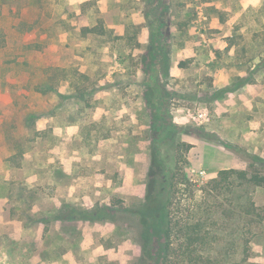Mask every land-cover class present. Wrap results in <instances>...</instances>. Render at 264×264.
Instances as JSON below:
<instances>
[{"label": "rangeland", "instance_id": "obj_1", "mask_svg": "<svg viewBox=\"0 0 264 264\" xmlns=\"http://www.w3.org/2000/svg\"><path fill=\"white\" fill-rule=\"evenodd\" d=\"M168 126L178 226L203 221L218 264H264V185L215 182L264 174V0H0V264H157L129 210Z\"/></svg>", "mask_w": 264, "mask_h": 264}, {"label": "trees", "instance_id": "obj_2", "mask_svg": "<svg viewBox=\"0 0 264 264\" xmlns=\"http://www.w3.org/2000/svg\"><path fill=\"white\" fill-rule=\"evenodd\" d=\"M163 68L166 75L169 74L170 68V58L169 54H165V60L163 61ZM239 87V86H238ZM152 90L149 89V92ZM229 92V89L226 88L224 92ZM150 94V93H149ZM154 109H157L155 102H152ZM177 131L174 127L168 126L162 130L160 138L155 141L152 148V157H151V167H150V181H149V193L147 201L140 207L138 210H129L132 215L131 219L134 222L138 223V226L144 227L145 231L141 234L143 238V250L147 254V249L153 238L160 239V248L158 250V258L155 259L157 264H218L216 259L212 256H205L201 253L202 247L205 245L206 239L208 236L212 237L209 230L206 229V225L200 219H197L194 222H185L183 225L178 226L179 219H177L176 213L177 210H171L172 208V189H176L180 184L189 183L188 180H184L185 174L182 173L183 177L177 180V177L180 175V168L177 166L169 167L164 162V155L161 153L162 145L166 141L169 144L170 140L173 144V148L176 149L177 140H176ZM235 151H241V148L235 147ZM253 160H256L254 154H248ZM254 167V164H252ZM164 171L169 174V185L170 190L168 197L160 196L161 191L156 192L157 179L160 175L164 174ZM236 176L238 179L248 181L257 186L264 185V174L261 175L256 169L251 170L249 175L248 171L237 170V169H226L221 170L218 173V178L215 179L217 184L222 182L229 181L231 177ZM165 191V190H164ZM164 203L165 210H159V204ZM255 206V204H253ZM128 211V210H127ZM246 214H253L256 210H244ZM84 213V212H83ZM256 214V213H255ZM260 215V214H258ZM85 219H90L89 217H83ZM142 230V228H141ZM140 230V233H141ZM154 232L151 235V232ZM180 233L182 243L176 248L175 240ZM215 234V232H213ZM244 250H247V246L244 247ZM149 255L151 254L148 252ZM142 262H145V259L142 257ZM247 258H242V261H246ZM234 263V264H240ZM155 264V263H154Z\"/></svg>", "mask_w": 264, "mask_h": 264}, {"label": "built area", "instance_id": "obj_3", "mask_svg": "<svg viewBox=\"0 0 264 264\" xmlns=\"http://www.w3.org/2000/svg\"><path fill=\"white\" fill-rule=\"evenodd\" d=\"M204 113H199L198 115H196V116H194V117H196V118H199V119H201V118H203L204 117ZM204 171H202V174L204 175Z\"/></svg>", "mask_w": 264, "mask_h": 264}]
</instances>
